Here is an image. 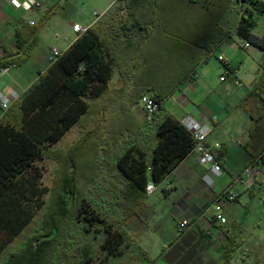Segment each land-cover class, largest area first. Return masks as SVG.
<instances>
[{
    "label": "trees",
    "instance_id": "trees-1",
    "mask_svg": "<svg viewBox=\"0 0 264 264\" xmlns=\"http://www.w3.org/2000/svg\"><path fill=\"white\" fill-rule=\"evenodd\" d=\"M118 3V9L125 15L81 32L0 119V264H154L126 230L125 222L138 215L148 184L162 183L195 149L193 135L164 108V102L182 82L195 75L203 57L210 59L231 36L219 23L233 0H118ZM236 4L241 7L237 37L264 52V36L254 33L259 19L264 17V0H236ZM184 10L189 16L191 11L200 10L205 14L203 18H211L214 40L189 49L186 64L181 65V71L172 73L169 83L149 77L136 80L139 69L148 68L151 62L149 57L153 53L148 44L162 43L164 38L181 34L190 36L185 31L190 26L185 27L177 19L178 12ZM54 12L55 7H50L40 22L17 29L16 53L0 60V65L25 64L38 44L39 29ZM116 72L121 74L119 92L127 91L130 84L139 89L132 106L147 92H153L159 101L160 108L151 116L147 130L134 121L136 132L122 129L111 133L108 140H102L104 133L97 130L86 132L81 142L69 150L71 156H60L58 148L62 140L73 128L81 126L92 113L93 105L112 90ZM241 107L253 123L246 148L252 163L264 154V80L253 87ZM99 108L102 112L105 105L100 104ZM127 110L133 117L131 105ZM94 133L96 137L92 139ZM98 135L96 156L107 150L106 157L115 166L116 182L106 190L110 198L95 202L87 195V183L80 185L76 181L78 165L73 154L89 150ZM48 157L65 162L60 182L71 183L70 186L65 185V189L59 186L54 191L44 185V164ZM97 160L99 167L103 159ZM41 212L44 215L37 233L13 248ZM190 238L185 245H170L162 259L168 264H189L188 257L192 256L191 264H195L194 255L200 252L204 238L196 235Z\"/></svg>",
    "mask_w": 264,
    "mask_h": 264
},
{
    "label": "rangeland",
    "instance_id": "rangeland-1",
    "mask_svg": "<svg viewBox=\"0 0 264 264\" xmlns=\"http://www.w3.org/2000/svg\"><path fill=\"white\" fill-rule=\"evenodd\" d=\"M64 1L65 4L63 5H61V1L55 3V13L45 22L44 27L51 35L57 31L52 19L57 12L59 21L71 19L79 23H84L85 20H91L95 17V13L100 12V8L105 2L109 4L113 0ZM114 2L116 1L114 0ZM118 4L117 0L115 9L109 16L103 18V22H112L113 18L119 19L122 15H125L124 11L118 9ZM232 4L233 5H231L219 23L220 28L230 32L236 29L235 27L241 18V11H239L241 7L236 4V0H233ZM242 5L243 9H246L247 5L245 3ZM43 9L46 11L48 9L47 5H45ZM178 13H180L177 16L179 23L184 22L185 27L190 26L189 30H185L191 33L190 36H182L181 34L178 37L164 38L162 43L157 44L154 42L150 45L148 44L150 53L151 49L153 53V55L151 54L152 56L149 57L151 62L148 64V68L139 69L136 80L141 81L145 77H149L154 81L158 78L161 83H169L170 76L173 75L172 73L181 71V65L186 64L184 59L189 49L191 50L195 45H207L210 41L214 40L216 33L211 18H203L205 14L200 10L191 11L190 16L187 14V10L179 11ZM41 19H39L37 23L40 22ZM177 19L174 20L176 21ZM187 23H189V25ZM182 30L183 27L181 26V31ZM254 33L264 35V17L259 19L258 26L254 29ZM215 52L216 54L209 60V67L206 75L207 80L213 83V85L217 82L222 83L219 80L225 74V69L218 60L219 51ZM241 52L245 53V56L236 61L235 69L237 71V77L242 82L243 86L239 87L233 85L232 89H228L226 94L222 93L221 95L222 100H224V103L227 105L228 113L222 114L220 120L224 121L228 114L231 116V120L227 122L225 128L226 135L229 136L239 130L243 133L248 132L251 121L249 116L242 109L241 104L253 87L264 80V59L258 64L255 61V57L247 55L243 49H241ZM227 79L232 82L231 76ZM121 87L122 85L120 82L118 85L112 86V90L105 98L93 105L92 113L84 120V123L79 127L73 128L64 137L58 148L60 150V156L64 158L71 156L69 150L72 149L76 143L81 142L86 132H95V130H97L104 133L102 140L105 138L108 140L111 133H118L122 129L127 128V130L130 129L136 132L138 128L135 122L139 123V128L147 130L150 119L143 109L141 99L137 101L135 105L132 106L131 104L134 99H136L139 89H137V86L132 87V84H130L127 91L121 90V92H119ZM146 95L153 96V92H147ZM100 104L105 105L102 112L99 110ZM130 105L133 117L130 116L127 110ZM109 113L111 114L108 116ZM93 137H96L95 133L92 134L91 138L93 139ZM121 139L123 140V138ZM122 140H120V142ZM94 142L95 143L89 147V150L82 149L81 151H77L76 155H73L75 157L74 161L78 165V167L76 165L77 168H75L76 181L80 183V185L87 183L85 187L87 195L96 202L100 201L102 198H110V194L106 190L110 187L111 183L116 181L115 166L111 158L106 157L108 153L107 150L100 151L99 155L96 156L95 149L99 142V135L97 139L94 138ZM101 144L103 143H100V149H102ZM233 149L232 157L227 161V168L230 174V180L228 182L231 184L237 180L233 185V192L235 194L240 193L241 196L239 203L233 206V210L230 213V234H227L226 229L220 230L217 234H205V236H203V243L200 245L203 248L201 247L198 250L203 253V262L206 264H264V200L262 196L264 195V189L259 184H255L254 188H246L249 177L245 173V162L236 157L237 155L239 156L240 147L235 146L234 142ZM64 155H67V157ZM99 157L103 159V161L98 167L97 159H99ZM63 163L65 162L57 161L56 157H48L44 164V185L52 190L54 189V191L58 190L59 186L60 189H65V185L70 186L71 184L60 182V177L63 174L62 172L65 170V167L63 168L62 166ZM176 175L175 183L179 189L178 195L182 198L184 197L185 191L181 186L186 182L179 179L178 175H180V173ZM168 184H170L169 180H164L158 185L155 184L156 191L146 195L143 206L137 210L138 215L130 216L126 220L124 226L129 234L136 239L142 250L149 253L154 264H168L164 259L160 258V254L165 247H170L179 236L175 220L170 213L175 201L173 197L166 194V187ZM145 204L150 206L151 209L147 211L146 214L147 220L144 233L141 236H137L135 227L139 225L135 223H137L141 217L145 216ZM43 215L44 212H41L37 216L35 222L15 241L13 248L21 246L28 238L33 237L37 233L40 229Z\"/></svg>",
    "mask_w": 264,
    "mask_h": 264
},
{
    "label": "crops",
    "instance_id": "crops-1",
    "mask_svg": "<svg viewBox=\"0 0 264 264\" xmlns=\"http://www.w3.org/2000/svg\"><path fill=\"white\" fill-rule=\"evenodd\" d=\"M57 1H61V5L65 4L64 0H31L32 3L30 4H25L22 1L9 3L7 0H0V45L2 46L0 60L12 53H16V30L21 28L24 24H29L31 26L36 24L37 21L42 18L43 12L47 11H44V6L47 5L48 9L50 7H55ZM115 1L116 2L113 0L109 4L105 2L100 8V12L95 13V17L91 20H85L84 23H79L71 19L59 21L57 12L52 18L54 27H56L57 31L52 35L49 34L44 27L45 24L39 29L37 33L38 44L32 50L29 60L22 66L11 69L6 75L0 77V92L4 94L15 93L17 95V100L20 99L53 64L52 52L54 50L58 51L60 54L65 52L77 40L81 32L85 31L87 28L97 27L106 23L107 21L103 22L102 20L109 16L115 9L117 0ZM33 3H38L39 6H35ZM74 25L81 27L82 31L80 33L75 32L73 29ZM242 41L243 40L237 37L235 29L231 32V36L226 38L216 49V51H219L218 57L223 56L228 62L230 69L233 71H236V61L245 56V53H242L240 49ZM244 51L247 55L255 57V61L258 64L264 59V52L255 47L251 46ZM214 54H216V52ZM209 60L210 59H205L203 57L195 75L182 82L179 88L175 89L164 102V108L177 119L182 121L185 116L190 115L211 128L206 145L209 147L220 145V148L215 150V152L223 159L224 171L222 177L215 179L212 186H208L203 179L208 173V167L200 163L198 154L193 151L166 179L169 180L170 183L166 187V194L173 197L175 201L170 213L175 220L177 229L181 220H188L190 222V226L185 231L180 233L178 230L179 236L175 242L171 244L174 246L175 244L185 245V243L189 242L192 235H196L197 238H200L205 236V234H217L222 229H226L227 234H230V213L233 210V206L239 203L241 194H236L237 200L234 202L221 199L220 195L222 191L233 184L228 182L230 180V174L227 168V161L232 157V152L234 150L233 142L235 146L240 147L239 156L237 155L236 157L245 162V167L251 164L257 165L256 162H259L260 158L250 163V158L246 151L250 141L249 131L253 124L251 119L248 132L243 133L239 130L230 136L226 135L225 128L227 122L231 120V116L228 114L224 121L220 120L222 114L228 113L227 105L224 103V100H222L221 95L222 93L226 94L228 89H232L234 82L233 79L232 82H230L229 79L225 81H221L220 79L219 81L222 83L217 82L213 85V83L208 81L206 75L209 67ZM220 64L222 65L221 62ZM120 77L121 74L116 72L111 81V85H118ZM242 86L241 82L239 87ZM14 101L16 100L11 101V105ZM5 112L6 111H3L0 107V119ZM214 116L218 118V122L212 121V117ZM178 173H180V175H178L179 179L186 182L181 186L185 191L184 197L182 198L178 195L179 189L175 183L176 174ZM255 184L259 183L255 182L253 179H249L246 188H254ZM262 196L264 200V195ZM216 205L221 206L223 215L227 219V223L224 225L213 220L214 208ZM150 209L151 207L146 205L144 209L145 216L141 217L139 221L135 223L139 225L135 227L137 236H141L145 231L146 214ZM169 248V246L164 248L163 252L160 254V258H162V255L167 252ZM182 255L184 257V254ZM147 256L150 258L149 253H147ZM191 257H188L189 264H191ZM194 260L196 262L195 264H206L203 262L204 255L202 252H196Z\"/></svg>",
    "mask_w": 264,
    "mask_h": 264
},
{
    "label": "built area",
    "instance_id": "built-area-1",
    "mask_svg": "<svg viewBox=\"0 0 264 264\" xmlns=\"http://www.w3.org/2000/svg\"><path fill=\"white\" fill-rule=\"evenodd\" d=\"M9 3H13L15 1H22L25 4L32 3L31 0H7ZM35 6H39L38 3H33ZM74 31L80 33L82 28L78 25H74ZM251 45L246 41H242L240 44V49L247 50ZM2 51V46L0 45V53ZM60 53L58 51L52 52V60L53 62L58 58ZM219 61L223 64V68L225 69L224 76L221 77V81H225L228 77H232L234 85L240 86L241 81L237 77V72L230 69V66L226 59L223 56L218 57ZM17 66L15 64L10 65H0V77L6 75L11 69H16ZM12 100H17V95L15 93L4 94L0 92V107L3 111H7L11 105ZM141 103L143 105V109L148 116H151L156 113L160 108V103L154 96H143L141 98ZM212 121L218 122V118L216 116L212 117ZM182 123L184 126L191 132L193 135L196 146L194 151L198 154L200 163L208 167V173L204 176V181L208 186H212L215 182V179L222 177L223 175V159H221L215 152V150L220 148V145H216L215 147H209L206 145L207 137L211 128L204 123L196 120L194 117L187 115L183 118ZM259 163L261 165L251 164L245 168V173L249 177V179H253L255 182L259 183L260 186L264 188V154L259 158ZM262 166V167H261ZM237 180L234 181L236 183ZM230 185L224 191H222L220 197L226 201L234 202L237 200V195L233 192V185ZM156 191V185L153 182H150L146 188L147 194H152ZM213 220L221 225L227 223V219L223 215V211L220 205H216L214 208ZM190 226V222L188 220H181L178 224V230L180 233L185 231Z\"/></svg>",
    "mask_w": 264,
    "mask_h": 264
}]
</instances>
